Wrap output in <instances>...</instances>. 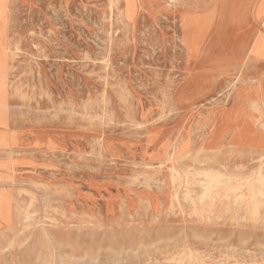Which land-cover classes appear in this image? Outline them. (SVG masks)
<instances>
[{
    "label": "rangeland",
    "instance_id": "374dc122",
    "mask_svg": "<svg viewBox=\"0 0 264 264\" xmlns=\"http://www.w3.org/2000/svg\"><path fill=\"white\" fill-rule=\"evenodd\" d=\"M260 1L2 0L0 264H264L263 198L255 219L183 197L203 171L264 178L230 150L264 109L219 52L264 34Z\"/></svg>",
    "mask_w": 264,
    "mask_h": 264
},
{
    "label": "bare ground",
    "instance_id": "6f19581e",
    "mask_svg": "<svg viewBox=\"0 0 264 264\" xmlns=\"http://www.w3.org/2000/svg\"><path fill=\"white\" fill-rule=\"evenodd\" d=\"M126 3H127L126 5H127V8L128 9H130L133 6V0H126ZM1 6L3 7L2 0H0V12L3 11V9H2ZM255 16H256V19L257 20H262L263 21V25H264V0H261L259 2L258 6H257V11H256ZM2 19L3 18L0 17V21ZM37 20H39V19H37ZM219 35H220V42H221V47L219 49V52L222 53L221 58L223 60H228L230 62V68H228V69H220V72H221L220 74L223 75L222 76L223 78L221 77L220 80L223 81V82L225 81V83H226V86L225 87L227 89V92H250V95L253 98L252 101L254 102L253 103V106H252L254 108V110H258L259 108H263L264 109V34H261V33L258 34L255 31L250 32V33H246V32L243 33V32H233V31L226 30V31H223V32L219 33ZM35 48H37V47H35ZM72 61H74V60L72 59ZM112 71H114V69ZM226 74H228V75H226ZM252 121L253 122H256L257 121L256 116L253 115ZM182 146L183 145L181 144V147L179 148V150H181ZM230 147H231L230 150L232 152L236 151L240 155V159L242 160L241 166H243L244 164L246 166H249L251 163H254V164L255 163H260L259 164V170L262 171V172L264 171V130H261V129L260 130H258V129L257 130H252L250 128V125L247 123V124H245V125H243L241 127V132H239V137L236 139L234 146L230 145ZM221 151H222V149L219 150V152H221ZM236 168H237V166H236ZM209 172L210 171H203V172H201V174L205 178L200 179V181H202L200 185L203 187V189L200 188V189H202L201 190L202 192L200 193V195L195 198V196L191 194L190 188L189 189L187 188L186 191H185V193H184V195H183V197H184L185 200L190 201V202H193V204L196 203L197 200H199L201 203L207 202V204H206L205 207L210 208L218 200L225 199V200L228 201V203L225 206V210L226 211H229V212L233 211V207H234V205H236V206L239 207V209H244L246 215H249L252 218H255L256 219L257 217L260 216V210H259V206L260 205H259V202L258 201L260 200V197L264 199V178L263 177H258V178H255V179H252L250 177H247V178L236 177V178H234V177H232V174L233 173H230L229 174V173H222V172H216V173L215 172L214 173L213 172L212 173H209ZM223 176L227 180H225V178H223ZM186 184H188V186H190L192 184V182L189 179H187L186 180ZM37 210H38V208H37ZM177 212H178V210H177ZM198 212H201V210H199ZM174 239H172V240H174ZM169 241H171V240H169ZM205 241H207V240L205 239ZM217 242L218 241H216V243ZM152 245H153V243H152ZM53 246H54V244H53ZM153 246H155V244ZM139 247L141 248V247H143V245H141V246L139 245ZM139 247L137 249H139ZM51 249H52V247H51ZM109 250H111V249H109ZM133 250H135V249L133 248ZM43 252H44V249H43ZM120 253H118V254H120ZM136 253H138V252H136ZM235 253H236V251H235ZM85 254H86V252H85ZM99 254H100V252H99ZM212 254H214V253H212ZM41 255H42V253H41ZM45 256H43V257H45ZM50 256H52V255L50 254ZM66 256H67V254H66ZM88 256L89 255H87V257ZM258 256H260V255H258ZM54 257H55V255H54ZM60 257H62V256H60ZM70 257H73L74 260H75V258L77 259V257H75L73 255H71ZM133 257H135V256H133ZM80 258L84 259L83 257H80ZM97 258H98V256H97ZM129 258H131V257H129ZM67 259L70 260L69 257ZM119 259H120V257H119ZM38 260H40V258H38ZM63 260H64V258H63ZM74 260H72V261H74ZM97 260H98V262L100 261L99 259H97ZM106 260H108V259H106ZM116 260H118V259H116ZM127 260H128V258H127ZM151 262H153V261H151ZM178 262L180 263L181 260H179ZM76 263H78V262H76ZM227 263H230V262H227ZM253 263H255V261ZM61 264H63V263H61Z\"/></svg>",
    "mask_w": 264,
    "mask_h": 264
}]
</instances>
